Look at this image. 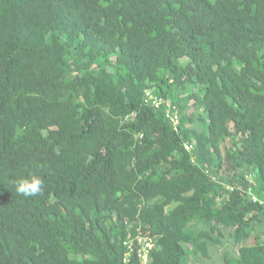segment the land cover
<instances>
[{
    "label": "trees",
    "instance_id": "16d2710c",
    "mask_svg": "<svg viewBox=\"0 0 264 264\" xmlns=\"http://www.w3.org/2000/svg\"><path fill=\"white\" fill-rule=\"evenodd\" d=\"M31 174L42 191L18 194ZM249 192L264 0H0V264H140L138 232L148 264H264Z\"/></svg>",
    "mask_w": 264,
    "mask_h": 264
},
{
    "label": "clouds",
    "instance_id": "9594fccd",
    "mask_svg": "<svg viewBox=\"0 0 264 264\" xmlns=\"http://www.w3.org/2000/svg\"><path fill=\"white\" fill-rule=\"evenodd\" d=\"M147 91H149V90H147ZM147 91L145 90V94H146ZM150 92H151L152 95L157 96L152 91H150ZM158 98H160V97H158ZM144 99H145V95H144ZM167 103H168V101H167ZM135 117H136V113H134V112L133 113H130V114H127V115L124 116L123 119H121V123L131 122L132 120L135 119ZM178 117H179V124H178L177 130L176 131L174 130L175 132H179V125L181 124V119H180V115L179 114H178ZM142 136H143L142 134H139V135L136 136V139H141ZM184 144L190 145L192 147V149H193V144L192 143H188V142H184L183 141V148H184ZM192 149H191V151L189 153H192ZM191 161L192 162L194 161L193 157H192V160ZM42 188H43V180H42L41 177H39V176H37L35 174H31V175H28V176L20 177L16 181V191H17V193L18 194H21V195H23L25 197H31V196H36V195L40 194V192L42 191ZM132 235H133V233H129L128 236H127L128 240H126L124 242V245L127 248H126V253L124 255V258H123V262L124 263H127L128 260H129V257L132 256L133 254H135L136 257L139 259L140 264H148V261H149L148 256L146 258V261H144L142 258H140L137 255V252L134 253L135 250L137 251V248H135V246H134L133 251H129L128 246H127V243L131 239H134L135 236H136V235L135 236H132ZM143 238H145V237H143ZM146 239H148V238H146ZM149 240L151 241V249H152L153 246H154V242L152 241L153 239H149Z\"/></svg>",
    "mask_w": 264,
    "mask_h": 264
},
{
    "label": "built area",
    "instance_id": "2783aa9c",
    "mask_svg": "<svg viewBox=\"0 0 264 264\" xmlns=\"http://www.w3.org/2000/svg\"><path fill=\"white\" fill-rule=\"evenodd\" d=\"M163 100L158 98L157 96H154L151 94L150 91H147L145 94V99L144 102L150 104L151 106H154L155 108H157L161 102ZM168 106H171L168 103ZM173 107V111L174 115H170L169 111L167 110L166 114L169 117V121L172 124V128L173 130H177L178 124H179V117L176 111V108L174 106ZM184 149L188 152L191 151L192 147L188 144H184ZM229 188V187H227ZM249 196L251 198V201L253 203H258L259 205L264 207V199H260L254 195H251V193L249 192ZM128 249L129 251H133L134 246L137 248V255L142 258L144 261H146V258L148 256L149 250L151 249V241L149 239L143 238L141 237L140 233L138 232L135 236L134 239H131L128 243H127Z\"/></svg>",
    "mask_w": 264,
    "mask_h": 264
},
{
    "label": "rangeland",
    "instance_id": "374dc122",
    "mask_svg": "<svg viewBox=\"0 0 264 264\" xmlns=\"http://www.w3.org/2000/svg\"><path fill=\"white\" fill-rule=\"evenodd\" d=\"M228 241L226 243H224L223 245H214L213 248L216 250V252H218L219 254H222V251H224L226 249L225 247H226ZM248 244H252V241L251 240L248 241ZM198 247L200 250H203V249H205L206 246L204 243H199ZM196 260H197V258L192 257L191 262L194 263ZM214 264H216V263H214Z\"/></svg>",
    "mask_w": 264,
    "mask_h": 264
}]
</instances>
